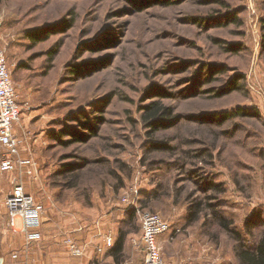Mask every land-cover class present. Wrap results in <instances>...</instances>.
I'll list each match as a JSON object with an SVG mask.
<instances>
[{
	"label": "rangeland",
	"instance_id": "1",
	"mask_svg": "<svg viewBox=\"0 0 264 264\" xmlns=\"http://www.w3.org/2000/svg\"><path fill=\"white\" fill-rule=\"evenodd\" d=\"M34 33L41 34L38 41L29 39ZM0 46L17 91L20 159L30 160L35 173L0 170V261L19 259L34 243L23 234L17 251L7 219V198L22 182L70 259L86 256L84 247L83 257L72 256L73 230L98 222L106 233L131 234L122 264H144L141 221L137 215L129 223L132 206L123 201L129 198L171 226L160 238L165 264H239L234 237L219 222L205 225L208 210L191 227L186 216L194 200L211 196L244 240L249 231H264V0H3ZM74 67L79 75L70 73ZM237 76L241 89L217 97ZM154 102L170 107L175 119L150 138L141 117ZM239 110L248 117L221 125L210 118ZM86 121L97 137L65 146L72 136L63 131L87 139L79 123ZM160 143L179 148L173 155L148 153ZM183 150H206L207 162L181 159ZM82 158L106 163L88 166L79 187L70 189L64 164L79 169ZM180 159L183 171L174 163ZM191 171L222 191L202 193L199 179L187 180ZM252 219L260 222L255 228L247 225Z\"/></svg>",
	"mask_w": 264,
	"mask_h": 264
},
{
	"label": "trees",
	"instance_id": "2",
	"mask_svg": "<svg viewBox=\"0 0 264 264\" xmlns=\"http://www.w3.org/2000/svg\"><path fill=\"white\" fill-rule=\"evenodd\" d=\"M3 0H0V12L2 9ZM166 5H171L169 1H165ZM231 20L236 21L235 17L233 15H229ZM41 34L34 33L29 35L30 40L38 41ZM234 50V49H233ZM58 53V50L55 49L52 52H50L51 59H53ZM204 68V66H203ZM82 69L79 67H74V69L70 70V73L73 75H79L81 73ZM209 73L210 78L212 79L213 72L212 69L209 67ZM223 71V70H222ZM242 79V76H237L236 78L232 79L229 84L226 86V88L217 94V97H222L228 94H231L233 92L238 91L241 89V86H239V82ZM143 114H142V120L143 124L147 129H149L148 136L151 138L153 136H156L158 133L162 131H168L171 127V124L173 120L175 119L173 116V111L170 107H166L163 104L159 102H154L149 104L148 106L143 107ZM248 117V114L246 113V110H239L236 112V114H223V115H213L210 117L213 119V122L221 125L225 123V121L234 118V117ZM100 118H96V121H99ZM80 127H82L85 131H88L90 134L87 137V139L82 138L83 136L78 135L77 132L74 131H63L61 133H64L66 135L72 136V139L64 142L63 144L65 146H69L71 144L75 143H86L87 140L93 139L97 137V131L94 128L93 124L91 122H79ZM89 137V138H88ZM54 139H58L56 136H53ZM184 144V142H183ZM186 144H191L187 143ZM179 146H169L165 143L160 144H151V146L147 147L148 153H162V154H169L173 155L178 150ZM207 154L206 150L204 152L193 154L191 151H182L183 157L181 159L184 160H200V162L205 163L207 160H205L204 154ZM209 158H212L211 155H209ZM180 160H175L174 163H179V168L183 171L186 166V162H181ZM82 163L84 166L80 167L79 169L75 168L74 164H64V170L62 171V177L66 178L67 187L70 189L78 188L79 187V181L81 180V177L83 176V172L87 169L90 165H103L106 163L104 160H94L90 162L87 158H82ZM177 161V162H176ZM199 179V182L196 184L198 185V189L202 191V193H205L208 195V193L216 192L219 193L222 191V186L215 184L213 182H206L205 185H202V181H205V177L199 172V171H191L187 172V180L196 182ZM214 199L209 196L206 199H197L194 200L187 212L186 216V227H191L192 225L198 223L205 212V210H208V214L206 216V223L205 225H211L214 224V222H219L221 228H223L226 232H228L231 236L234 237V239L237 241V258L239 260L240 264H264V231L260 233V235H255L253 231H249L251 238L250 241L244 240L243 236L239 233L234 232L230 227V222L223 216L221 211L219 210V206L215 203L213 204L212 201ZM207 208V209H206ZM127 212V218L129 223L135 222L137 219V212L135 209L130 208ZM252 225V227L258 226L260 222H256L254 219H252L250 222H248L247 225ZM204 225V226H205ZM127 234L129 232H124L123 230L120 231V236L115 244V246L111 249V254L114 257V260L117 264H120L121 259L123 257V251H124V245H125V239Z\"/></svg>",
	"mask_w": 264,
	"mask_h": 264
},
{
	"label": "built area",
	"instance_id": "3",
	"mask_svg": "<svg viewBox=\"0 0 264 264\" xmlns=\"http://www.w3.org/2000/svg\"><path fill=\"white\" fill-rule=\"evenodd\" d=\"M17 91L8 68L3 49L0 46V150L3 156L0 160L2 173H13L25 170L27 175L35 173L29 171L30 160L20 159L21 142L18 140L14 127L20 120V108L17 102ZM124 203L132 206L140 217L142 226V245L145 253L144 264H165L161 255L160 238L171 232V226L158 215L141 210L136 202L124 198ZM7 209L10 228L16 231L17 221L21 220L24 226L26 242L30 245L42 239L40 232L43 226L44 208L34 197L26 192L22 182H17L12 193L7 198ZM106 246L113 244L112 236H108ZM72 256L81 258L84 251L71 240L67 241ZM17 258V256H14Z\"/></svg>",
	"mask_w": 264,
	"mask_h": 264
},
{
	"label": "crops",
	"instance_id": "4",
	"mask_svg": "<svg viewBox=\"0 0 264 264\" xmlns=\"http://www.w3.org/2000/svg\"><path fill=\"white\" fill-rule=\"evenodd\" d=\"M26 192L30 193L28 188H26ZM7 219L9 221V217H7ZM44 221L45 220H43V222ZM97 225L96 228H94V226L89 230H84V227L73 230L75 236H77V238L75 237V241L81 248L84 247L83 249L86 252V256L82 259H70L71 257L66 249L59 244L54 243L53 239L56 235L52 236V231L49 230V225L44 222L40 230L42 234V240L40 242H34L31 250L27 252V254L22 253L19 259L15 260L13 255V260H11V262H9L8 259H3L0 261V264H117L111 254L112 248L106 246L101 253L98 252V248L100 245H103L102 240L105 234H110L114 238L113 246H115L120 236V230H117V232H115V230H110L106 233L99 226L98 222ZM15 230L16 231L11 229L17 238V246L19 247L17 251H19L22 247L21 245L24 243V239L21 238V236L24 237V226L21 220L17 221V227ZM123 231L127 232L125 230ZM131 241V234L129 233L125 239L123 255L125 251L130 253L132 248ZM105 257H107L105 259L106 261L104 260ZM120 264H122V262H120Z\"/></svg>",
	"mask_w": 264,
	"mask_h": 264
}]
</instances>
